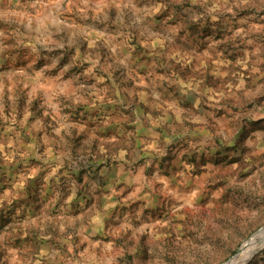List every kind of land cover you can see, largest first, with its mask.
<instances>
[{"label":"rangeland","instance_id":"374dc122","mask_svg":"<svg viewBox=\"0 0 264 264\" xmlns=\"http://www.w3.org/2000/svg\"><path fill=\"white\" fill-rule=\"evenodd\" d=\"M263 229L264 0H0V264H226Z\"/></svg>","mask_w":264,"mask_h":264},{"label":"bare ground","instance_id":"6f19581e","mask_svg":"<svg viewBox=\"0 0 264 264\" xmlns=\"http://www.w3.org/2000/svg\"><path fill=\"white\" fill-rule=\"evenodd\" d=\"M263 245H264V229L260 233L255 235L253 241H251L250 244L244 245L241 251L233 259L232 264H240V262L243 261L246 258V256H251L253 251L260 249Z\"/></svg>","mask_w":264,"mask_h":264},{"label":"water","instance_id":"95a60500","mask_svg":"<svg viewBox=\"0 0 264 264\" xmlns=\"http://www.w3.org/2000/svg\"><path fill=\"white\" fill-rule=\"evenodd\" d=\"M242 248H243V247H242ZM263 249H264V245H263V246H262L257 252H255V254H254L252 257L256 256V254H258V253H259L261 250H263ZM240 251H241V250H240ZM240 251H239V252H240ZM239 252H238V253H239ZM238 253H237V254H238ZM252 257H251V258H252ZM251 258H250V259H251ZM233 259H234V257H233L230 261H228L226 264H232V263H233ZM250 259H249V260H250ZM249 260H248V261H249ZM248 261L244 262L243 264H247Z\"/></svg>","mask_w":264,"mask_h":264}]
</instances>
